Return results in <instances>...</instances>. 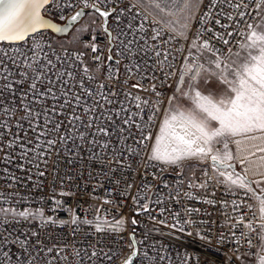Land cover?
Returning a JSON list of instances; mask_svg holds the SVG:
<instances>
[{"label":"built area","instance_id":"1","mask_svg":"<svg viewBox=\"0 0 264 264\" xmlns=\"http://www.w3.org/2000/svg\"><path fill=\"white\" fill-rule=\"evenodd\" d=\"M91 2L92 0H89V3ZM245 2L250 5V8L245 11H252L253 0H245ZM56 3L62 7L56 8ZM56 3L50 2L46 5L45 9L48 11L42 10V14L60 24L77 10H90V7H84L82 0H56ZM209 4L210 0H202L195 18L191 21L188 39L169 40L172 33L165 28L157 41L150 39L153 34L152 29L159 30L162 23H153L154 20H159L149 13L142 3H137V0H112V2L100 4L102 9L115 7L117 14L120 13V9L124 10L120 27L128 32L127 25L133 26L134 31L130 33L129 38L144 34L139 31V26L143 24L148 44H156L162 53L167 49L172 54L169 56L171 67L166 71L174 74H169L165 78L162 72L149 68V75H154L156 79L142 81L145 87L150 83H155L156 91L160 93L159 97L152 91L133 92V95H140L151 105L141 113L145 118L143 122L139 121V116L136 118L138 122L145 123L148 116L153 117L150 123H146L143 131L144 136H149L144 145L128 139L127 144L122 146L121 142L113 137L112 146L105 150L88 144L73 147V141L69 140L67 143L58 142L51 151L42 145L37 151L44 153L43 156L29 151L27 157H24L21 154L19 143L8 147L15 138L24 136L18 125L28 129L27 121L19 119L23 115V109H18L14 114L6 113L4 110L13 99L17 104L19 103V93L15 96L4 94L6 99L4 105L0 106V209L15 208L17 211L43 209L45 218L51 216L57 221L56 223H43L41 218L37 217L27 222L20 220L17 223L12 219L11 214L7 217L0 214V218L10 221L8 224L0 225V252L7 250L10 253L11 264H49L50 261L52 264H121V261L127 258L133 250L127 246L131 243L130 234H133V231L137 241H143L145 233H148V239L144 242L146 246L142 247L139 243L136 245L138 255L134 256L131 264H247L259 257L262 243L260 238L262 221L252 194L246 195L240 191L233 195L226 190L224 185L209 180V176H216L210 163L188 171L183 163L166 165L159 161L148 160L154 133L161 120V113L169 104L168 98L177 93L178 85L181 87L179 80L183 65L186 63L184 58L188 57L189 62L197 59L196 56L188 54L191 41L197 29L201 27L200 16L211 10L212 19L207 27L213 28L214 32L223 33V39L228 40L229 43L225 45L222 41L218 42L213 38L212 33L208 32L202 34V39H211L213 46L220 49L223 54H228L229 49L233 52L238 50L237 41L243 40L240 33L246 32L247 23H255L252 19L255 15L254 11L252 15H246L244 19L234 15L233 20L229 21L226 16L219 15V13L221 9L225 13L232 12L231 8L226 4L218 3L215 8L209 9ZM89 14H95L96 28L84 34L79 49L58 45L56 36L48 30L38 31L26 37L25 41L12 45L8 42H0V48L9 52L16 48L27 51L34 42H40L44 45V53L48 54L58 68H66L68 64H72L73 71L81 73V68L77 67L79 61L74 59L73 54L77 51H88L90 56V49L86 50L84 45L92 42L93 37L107 55V37L101 26L102 18L93 11H88L84 18ZM61 16L64 17L63 20L60 19ZM146 16L147 19H145ZM215 19H220L221 24H226L228 27L222 28L215 24ZM111 23L109 19L107 27ZM229 32L233 35L228 36ZM166 40L169 41L167 44L164 43ZM140 43L144 42L140 41ZM197 43H202V40ZM182 46L183 50L177 51ZM57 56L62 57V60L57 61ZM155 59L153 52L148 63L153 64ZM160 59H163V54ZM64 60H67L68 64H64ZM85 60L90 68H95L90 58L86 57ZM106 64L115 68V60L106 61ZM125 64H128V61H124L119 66L118 74L113 73L112 82H105L106 87L102 91L105 94H110V91L118 92L119 95L114 98L116 101L124 100L125 104H130L132 111H139L135 101L125 100L124 97V92L128 90L124 85V80L128 78ZM133 71L135 72L136 69ZM107 72L108 69L105 67L103 73L107 74ZM104 74L98 73L96 81L85 79V87L94 92L98 91L97 86L100 81L104 80ZM79 79L81 75H77V80ZM135 82L136 78L133 77L130 83ZM73 91H79V88L74 87ZM88 103L91 101L89 100ZM120 107L118 102L106 105L109 112L113 108ZM81 111L82 109L77 108L78 114ZM96 115L100 113L97 112ZM121 115L125 114L121 113ZM59 119H64V116ZM116 122L120 123L119 118ZM65 131V128L61 129L62 133ZM134 133L138 140L141 134L135 130ZM36 134L28 132V137L33 142L27 144V148L36 147ZM49 138L57 139L54 135ZM20 143H26V141L20 140ZM76 144L79 145L81 142L76 140ZM127 146L136 148L139 155L129 156L124 152V147ZM122 152L124 155L120 156ZM96 153H101V155L96 156ZM114 157H119L120 163H117ZM40 172H44V175L40 176ZM117 181L120 183L117 184ZM204 182L208 183L207 188L188 186L189 183ZM127 183L134 184L135 187L129 190L126 188ZM145 183L151 185L154 191L150 194L141 191L140 203H148L151 216H155L157 221H165L164 224L149 219L148 213L137 211L138 206L133 202L132 196L136 195L137 189ZM186 192L192 193L195 198L189 199L184 196ZM62 193H68V195H62ZM148 195L151 196L150 200L144 198ZM157 199L161 201L159 204L155 203ZM205 199L213 200L215 203H205ZM105 200L111 203L105 204ZM56 201H60V204L57 205ZM232 201H236L239 205L235 211ZM241 201L245 203L241 204ZM189 208L200 209V211L188 213L186 209ZM161 209H164L163 213ZM73 212L78 217L76 225L71 223ZM98 216L109 222L123 217L125 219L123 232L119 234L97 233L95 225L98 222ZM133 218L138 221L136 225L131 223ZM85 219L93 223L89 225L80 222ZM187 220H191L192 223H184ZM59 221L68 223L60 224ZM249 223H251V229L247 227ZM172 225L176 227L173 228ZM181 227L183 231H180ZM32 232L37 233L36 238L41 241L39 248H32L36 239L32 237ZM5 237L8 239L7 245L2 244ZM17 237L29 242L30 255L23 252L20 244L16 242ZM49 248L53 249L50 253L47 251ZM61 248L64 251L61 252ZM93 251L99 255L93 257ZM105 255L111 256V260L106 259ZM159 256H164L165 259L160 260Z\"/></svg>","mask_w":264,"mask_h":264},{"label":"snow or ice","instance_id":"2","mask_svg":"<svg viewBox=\"0 0 264 264\" xmlns=\"http://www.w3.org/2000/svg\"><path fill=\"white\" fill-rule=\"evenodd\" d=\"M50 2L56 3V0H0V42H8L9 45H12L25 41V38L29 37L30 34H35L38 30L45 28H53L60 32L65 31V28L53 23L51 19L42 14V10L48 11L45 6L49 5ZM82 2L85 8L94 9L100 17L104 18L105 24H109V19L112 23L109 27L104 28L107 37V55L95 42V37H93L92 42L84 45L86 50L90 49V56L88 51H77L73 54L74 59L79 61L77 67L81 68V73L73 71V65L68 64L67 60H64L63 63L68 64V67L58 68L56 63L48 57V54L44 53V45L40 42H34L33 46L27 51L16 48L9 52L0 48V106L4 105L5 93L13 96L19 93V103L17 104L16 100L13 99L4 110L6 113L14 114L18 109H23V115L19 119L28 123V129L18 125L24 136L15 138L9 143L8 147L19 143L22 150L21 154L24 157H27L29 151L43 156L44 153L37 151L42 145L51 151L52 147L57 145L58 142L67 143L69 140L73 141V147L88 144L105 150L112 146L113 137H116L122 146L127 144L128 139H133L135 143L144 145L149 136H144L143 131L146 123H150L153 117L148 116L147 122L141 123L145 119L141 113L151 105L148 100L143 99L140 95H133V92L152 91L159 97L160 93L156 91L155 83H150L145 87L142 82L144 79L152 81L156 79L154 75H149V68H155L157 71L162 72L165 78L169 74H174L166 71L171 67L169 56L172 54L167 49L162 53L156 44H148L143 24L139 26V31L144 34L129 38L130 33L134 31L133 26L131 24L127 25L128 32L120 27L124 10L120 9V13L117 14L115 7L104 9L100 7V4L109 3L112 0H92L91 3H89V0H82ZM139 2L140 0H137V3ZM201 3L202 0H149L151 7L157 9L166 17H172L166 22L154 20L153 23H162V27L159 30L153 28L150 39L157 41L162 36L165 28L172 33L169 40L188 39L191 21L195 18L196 11L199 10ZM218 3L221 5L226 4L233 10L225 13L221 9L219 13V15L226 16L229 21L233 20L234 15L244 19L246 15H252V11H254L255 15L252 16V19L255 23H247L246 32L240 33L243 40L237 41L239 50L233 52L229 49V53L225 55L220 49L213 46L211 39H202V34L208 32L212 33L213 38L218 42L222 41L225 45L229 43L228 40L223 39V33L214 32L213 28L207 27L208 22L212 19L211 10L200 16L201 27L197 29L191 41L188 54L192 56V50L194 49L198 57L190 62L188 57H185L186 63L180 73L179 84H187L188 90L185 91L179 85L177 87V92L191 100L192 107L187 109L174 107L172 111L166 114L165 119L160 124L155 142L151 146L148 160L159 161L166 165H181L186 160L197 159L204 162L210 158L216 176H209V180L224 185L226 190L233 195L243 191L246 195L252 194L255 196L256 193L252 184L259 186L264 182V156H260L258 161L249 162V167L241 174L235 171L234 165L231 163L234 156L228 150V141L230 138L242 137L244 141H258L260 144H264V0H253L252 11L247 12L245 10H248L250 5L245 0H210L209 9L215 8ZM61 7L62 5L56 3V8ZM82 15H84L83 10L77 11L68 19L70 22H75ZM60 19L63 20L64 17L61 16ZM145 19H147V16ZM215 24L220 25L222 28L228 27L226 24H221L220 19H215ZM227 35L231 36L233 33L229 32ZM200 40H202V43L198 44L197 41ZM140 41L144 43L141 44ZM168 42L167 40L164 41L165 44ZM48 47H51V45H48ZM182 50L183 46L177 51ZM153 52L156 59L150 65L148 60ZM205 53L212 54L211 57H207L208 66L197 62L198 59L205 58ZM162 54L163 59H160ZM86 57L90 58L95 64L94 69L86 63ZM56 59L60 61L62 57L57 56ZM113 60H115V68L106 64V61ZM124 61H128V64L124 65L125 71L128 73V78L124 80V85L128 89L124 92V97L125 100L135 101L136 108L139 111H132L130 104H125L124 100L116 101L114 98L119 95L118 92L110 91V94H105L102 91L106 87L105 82L113 81V73H119V66ZM105 67L108 69L107 74L103 73ZM133 69H136V71L134 72ZM98 73L104 74V80L99 82L97 86L99 90L94 92L85 87V79L96 81ZM77 75H81V79L77 80ZM133 77L136 78V82L130 83ZM213 77L225 88L224 93L219 98L212 93L205 94L201 91V82L207 84L208 80ZM74 87H78L79 91H73ZM168 99L169 103L172 104L175 96ZM89 100L91 103H88ZM117 102L121 107L113 108L109 112L106 105ZM77 108L82 109L79 114ZM97 112L100 115H96ZM121 113L125 115H121ZM61 116H64V119H59ZM138 116L141 122L137 121ZM117 118H119V124L116 122ZM212 121H215L218 126L212 127ZM62 128L66 129L63 133L61 132ZM81 128L84 130L81 131ZM134 130L141 134L138 140L135 138ZM29 131L37 133L35 136L37 144L33 149L26 146L33 142L28 137ZM53 135L57 139L49 138ZM89 136H91V139H89ZM101 137L106 139H98ZM20 140H24L26 143H20ZM76 140H79L81 144H76ZM234 142L237 145L241 143L240 140ZM219 143L223 144V151L215 147ZM250 146L255 148L257 152L264 153V147H260L256 143H252ZM124 152L129 156L139 155L136 148L132 146L124 147ZM124 152L120 153V156H123ZM95 155L100 156L101 153ZM249 155H254V153L250 152ZM114 158L117 163H120L119 157ZM240 163L244 164V160H240ZM249 173L252 177L258 176L259 179H250ZM39 175L43 176L44 172H40ZM119 183L120 181H117V184ZM165 186H167L166 183ZM188 186L190 188H207L208 183H189ZM133 187H135L134 184H126V188L129 190ZM141 191L150 194L154 189L146 183L137 189V194L132 196L133 202L138 206L137 211L148 213L149 219L164 224L165 221H157L155 216H151L148 203H140L142 199ZM261 192L264 193V188H261ZM62 195H68V193H62ZM184 196L189 199L195 198L190 192L184 193ZM144 198L150 200L151 196L148 195ZM256 198L260 202L261 218L264 219V197L257 196ZM160 202L159 199L155 201L157 204ZM204 202L208 204L215 203V201L207 199ZM104 203H111V201L105 200ZM240 203L245 202L241 201ZM56 204L59 205L60 201H56ZM232 204L234 205V211L239 208L236 201H232ZM248 207H251V205H248ZM160 211L163 213L164 209ZM186 211L192 213L199 212L200 209L189 208ZM0 214L3 217L11 214L12 219L17 223L20 220L27 222L37 217L41 218L43 223L57 222L51 216L45 218L43 209L17 211L15 208H5L0 209ZM241 219L243 218L241 217ZM97 221L95 225L97 233L111 232L119 234L124 230L125 219L123 217L114 220V222H109L98 216ZM80 222L89 225L93 223L88 219ZM8 223H10L9 220L0 218V225ZM59 223L66 224L68 222L59 221ZM71 223L73 225L78 223V217L74 212ZM131 223L136 225L138 221L133 218ZM184 223H192V221L187 220ZM171 227L175 228L176 225ZM247 227L251 229V223ZM261 228L264 229V224H261ZM180 231H183L182 227ZM31 235L34 238L37 237L35 232H32ZM260 238L264 240V236ZM147 239L148 233H145L144 240L137 241L133 231V234H130L131 243L127 245L133 251L121 261V264H130L132 257L138 255L135 246L138 243L142 247L146 246L144 242ZM16 242L20 244L24 253L30 255L28 241L20 240L17 237ZM2 244H8L7 237L3 238ZM40 244L41 241L36 238L32 248H39ZM47 251L50 253L53 249L49 248ZM60 251L62 252L64 249L61 248ZM77 255H79V252H77ZM98 255L99 253L93 251V257ZM113 255H117V253H113ZM145 256H147V253H145ZM64 258L67 259V257ZM105 258L111 260L112 257L105 255ZM158 258L160 260L165 259L164 256ZM0 264H11L10 253L7 250L0 252ZM49 264H52V262L50 261ZM258 264H264V256L258 257Z\"/></svg>","mask_w":264,"mask_h":264},{"label":"rangeland","instance_id":"3","mask_svg":"<svg viewBox=\"0 0 264 264\" xmlns=\"http://www.w3.org/2000/svg\"><path fill=\"white\" fill-rule=\"evenodd\" d=\"M140 3H142L145 6V8L149 11V13H151L153 16H155L159 21L166 22L168 19H172V17H166L162 13H160L157 9L151 7L149 5V0H140ZM95 20H96L95 14H89L86 18H83L72 29V31L67 36L56 37V43L60 46H64L67 48L79 49L81 47V39L84 36V34H86L89 31L95 30V28H96V24L94 23ZM238 50H236V51H238ZM192 52H193L194 56L198 57V54L195 52L194 49L192 50ZM211 55H212L211 53H205V58L198 59V63H202V64H205L206 66H208L206 60H207V57H211ZM225 55H227V54H225ZM212 67H214V66H212ZM181 88H183L185 91L188 90L187 84L181 85ZM201 91H203L205 94L212 93L214 96L219 98V96L222 93H224L225 88L223 85H221L219 83V81L216 78L213 77V78L208 80L207 84H203L201 82ZM174 96H175V100L172 102V104L169 103L168 106L161 113V120H160L159 126L155 130L153 143L155 142V137L159 133V130H160V124L165 119L166 114H168L170 111H172L174 109V107H180L181 109H187V108L192 107L191 100L187 97H183L181 95V93L177 92ZM211 126L216 127L218 125L216 124L215 121H212ZM231 140H232V138H230L228 141V150H230L229 142ZM215 147L221 151L224 150L222 143L216 144ZM209 163L211 164L210 158L204 162H201L197 159L186 160L183 162V164L185 165V167L188 171L197 169L201 165L209 164ZM255 191H257V190H255ZM258 194H260L259 191L256 193L255 196L253 195V198H254L255 204L258 208L262 224H264V219L261 218L262 214L260 212V202L256 198L257 196L264 197V195H258ZM262 236H264V229H262ZM259 256H264V240H262V243H261V252H260ZM247 264H258V258L253 262H248Z\"/></svg>","mask_w":264,"mask_h":264},{"label":"crops","instance_id":"4","mask_svg":"<svg viewBox=\"0 0 264 264\" xmlns=\"http://www.w3.org/2000/svg\"><path fill=\"white\" fill-rule=\"evenodd\" d=\"M235 140H240L241 143L237 145L234 141ZM252 143H256L260 147H264V144H260L258 141L257 142H249V141H244L242 137H234L232 140L229 142L230 145V150L234 156V159L231 161L236 164V167L241 171L243 174L245 169L249 167V162H255L258 161V158L260 156H264V153L257 152L255 148L251 147L250 145ZM254 153V155H249V153ZM246 158V159H245ZM240 160H244V164L240 163ZM250 179L253 180H258L259 177H252L251 174ZM252 187L257 190L255 192H261V188H264V182H262L259 186L256 184H252Z\"/></svg>","mask_w":264,"mask_h":264},{"label":"water","instance_id":"5","mask_svg":"<svg viewBox=\"0 0 264 264\" xmlns=\"http://www.w3.org/2000/svg\"><path fill=\"white\" fill-rule=\"evenodd\" d=\"M77 11H81V10H77ZM76 11V12H77ZM88 11H93V12H95V10L94 9H92V8H90V10H88ZM87 10H83V12H84V15H82V16H80L79 18H78V20L77 21H75V22H70L69 21V19H67L64 23H62V24H60V23H57V22H55V21H53L52 19V21H53V23H56V24H58L60 27H63V28H65V31H62V32H60V31H56V29H53V28H45V29H40V30H38V31H42V30H48L49 32H51L54 36H56V37H62V36H67L71 31H72V29L84 18V16H85V14L88 12ZM76 12H74L72 15H74ZM96 13V12H95ZM96 14H98V13H96ZM71 15V16H72ZM99 15V14H98ZM47 18V17H46ZM102 18V17H101ZM50 19V18H49ZM101 26H102V29L104 30V28L105 27H107V24H105L104 23V18H102V24H101ZM30 35H32V34H30ZM233 165H234V169H235V171H237V172H240L239 170H238V168L236 167V164L235 163H233V162H231ZM241 173V172H240ZM242 174V173H241ZM133 251V250H132ZM135 251H136V246H135ZM133 258L134 257H132V260H133ZM132 263V261L130 262V264Z\"/></svg>","mask_w":264,"mask_h":264},{"label":"trees","instance_id":"6","mask_svg":"<svg viewBox=\"0 0 264 264\" xmlns=\"http://www.w3.org/2000/svg\"><path fill=\"white\" fill-rule=\"evenodd\" d=\"M257 193V192H256ZM258 195H264V193H260V194H258Z\"/></svg>","mask_w":264,"mask_h":264}]
</instances>
